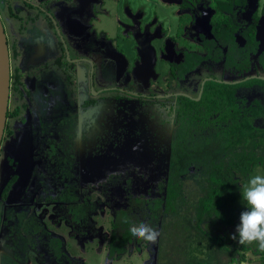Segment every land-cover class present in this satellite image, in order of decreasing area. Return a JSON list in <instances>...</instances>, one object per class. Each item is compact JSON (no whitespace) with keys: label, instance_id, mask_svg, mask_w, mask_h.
<instances>
[{"label":"flooded vegetation","instance_id":"af4514ba","mask_svg":"<svg viewBox=\"0 0 264 264\" xmlns=\"http://www.w3.org/2000/svg\"><path fill=\"white\" fill-rule=\"evenodd\" d=\"M109 1L116 5L120 4V0ZM122 1L128 8V11L126 12L128 17L125 22L128 31L123 34L122 37L123 43L125 44L122 52H125L126 72L128 73L126 77L127 82H121V77L119 75L115 77H118L117 81L131 87H135L133 81L137 82L134 75H141L144 79L147 78L148 81H150V83H148L150 87L145 86L146 83L142 82L137 91L133 88H125L123 86H116L115 84L109 86L96 83L95 62L91 56L92 54L89 55L88 50V53L83 54L84 46L81 43V39H83V35L87 36L89 31H93L95 25L99 26L101 24L99 22V15L93 14L89 20L86 18V32L83 33L84 27L76 21L69 20L66 24L59 22V13L62 9H65L64 6L73 4V0H42L41 3L39 2L40 4L34 3L30 0H21L22 5L27 8V10H25L24 7H22L23 11H25L24 14H26L25 19L14 13V6H11L9 1L6 2V0H0L1 16L5 9L10 12L8 13V21L5 24L7 25L6 30L4 29L10 63V88L7 118L0 150L5 138L14 137L16 138V143L12 148V153H18V155L20 153L21 155L22 153H25L21 158L23 160L18 164V167L14 168L15 170L0 188V232H2L4 238L9 237L10 233L14 234L13 231L18 233L17 237H21L23 234L28 235L31 229L21 231L20 228H25L24 226L26 223L31 225L34 222H42L47 226L44 232L53 239L62 238L61 231H65L63 225H67L70 229V238L76 240L80 245L85 242L83 240L86 239V241H88V238H91L92 240L96 239L101 242H106V244L104 246L102 244V246L108 249L107 244L111 232V224L117 211L126 209L129 206L133 207L132 210L135 212L140 210L142 206L137 202L138 200L141 199L145 200V202L149 201L150 203L159 198L160 191L164 190V185L168 179H171L174 182L176 181V166H178L179 161L181 163L184 162V157L185 155L188 156V154L187 151H178V154L176 155L178 161H175L174 163V160H171L174 157V146L177 145L176 139L182 135L187 126L186 124L192 118V116L184 114L181 115L182 117L178 116V112L185 113L186 111H191L194 114L196 108V112H199L201 108L198 109L194 103H199L203 98V89L206 83L237 84L249 78H259L264 81V72L261 71L257 64L256 55L250 56L249 68L246 71L240 72L237 69L236 64L225 69L224 63L227 47L215 37V34H213V27L215 24L218 27V35H221V28L225 27L227 19L233 25L240 24L241 28H243L252 23L253 14L256 13L259 20L256 25V39L258 41L256 53L257 55L263 54L264 1H262V5L258 7L259 0H245V5L238 7L236 1L214 0V16L207 7L205 0ZM145 1L149 2L146 3ZM151 1L154 3L152 4ZM52 3L57 6L56 11L58 13H56V11L55 13L58 14V17L52 14L53 12L51 13L49 11L48 5ZM159 3L160 7H163L170 12L173 21L165 22L162 18L157 16L154 4L158 6ZM222 5H229L230 11L223 8ZM3 7L5 9H3ZM94 9L98 13L105 12L103 0H98L94 5ZM131 9L135 10V12L131 13ZM31 10H34V14L28 13ZM149 11H152L151 15H148ZM182 16L185 17V22L183 23L184 27L182 28V33L178 38L176 36V30L179 26L178 21L181 20ZM34 26L38 27L37 30L40 29V33L44 36L37 37L32 41L28 38V34ZM241 28L239 30H234L231 34L234 44L239 47H243L246 43L240 35ZM173 30H175L174 34L167 33ZM189 30H193L194 34H189ZM79 34H81L80 39H78ZM187 34L189 37L186 36ZM151 37H153V39H151ZM149 40L150 42L147 44L146 41ZM151 42H154V44ZM185 44H187L188 48ZM22 47L28 48V55L21 67L19 64V58L22 55ZM207 48L211 50V54L215 56V60H202L195 69L188 71L186 74H181V68L185 64L187 56L193 55L194 57L197 56L204 58L207 54ZM163 61H166V63ZM154 67H156L157 73L161 74L160 79H158V74H155L153 71ZM51 74L62 77L61 83L66 82L68 91L71 92L68 107V114L70 117H73L78 111L81 112V115L84 118H86V121H91L92 110L97 109L103 100H105L106 103L115 104L117 102L122 103L123 101L130 102V100H142L150 103L152 107L156 108V110L158 107H161L173 112V124H169L171 127L168 128L159 125L164 136L162 151L164 154L168 155L167 175L160 185L152 188V185L149 186L147 183L144 185V181H137L134 183L136 185L132 187L130 181L124 183L122 180L110 181V183H106V188L97 185L98 189L102 191L101 193L105 198V203L100 199H93L90 192H88V190L95 188L94 185L90 188L87 187V191L85 192L81 190L86 183H81L78 179V175L74 169V166L76 168L75 158L72 161L67 159V154L54 148L53 145L48 148L47 144H49L48 142H51L50 139L55 141L56 138L55 136L50 138L41 130V126H45L44 124L46 123L32 124L29 123L28 120L30 116L32 117L38 113L36 111L37 109L31 105V91L29 87L37 82L36 78L38 75L45 77ZM169 77L173 81H186V89H175L173 91L167 90L164 94H155L154 92L158 90L157 85L159 81H167ZM15 84L17 85V89H15ZM141 85H144V88ZM39 86L42 90L48 89V87L43 85ZM212 91L217 92V88L212 89ZM46 93V95H50L48 91H46ZM12 96L15 98L16 106L10 110ZM234 96L243 100L245 107L253 106L254 102L257 101L264 107V86L254 85L252 87L244 86L239 89L236 88L234 90ZM215 98H217V96ZM61 115L62 117H65L64 113H61ZM62 117L60 116V119ZM42 120L47 122L44 118ZM149 120L152 121L151 117H149ZM63 121V123H65V119H63ZM71 121L72 119L70 122ZM194 121H198V119ZM211 121L212 118L207 123H216L214 120ZM205 122L204 119V123ZM13 123L16 124L15 129L12 126ZM256 123H264V121L259 118ZM148 124L151 126V123ZM32 126L37 127L32 128ZM62 129L63 127L57 126L59 132ZM207 133L208 131H204L202 136H206ZM212 142L215 144L217 143L215 137L211 140V143ZM14 147L16 149L13 152ZM49 149H54V151L47 153ZM57 153L61 154L62 158L59 164L52 165L53 170L52 168H49V165H51L53 158ZM63 153H65V155H63ZM220 153L221 151L219 154ZM7 162L8 164L13 165L12 158L7 159ZM173 163L175 165L174 169L172 168V166H174ZM23 166H25V172H17V169H20ZM59 167H61V173H59ZM50 170H53L58 174L57 180L60 182H62L63 179H70L73 176L77 181L76 186L72 187L65 184L56 194L52 195L54 191L53 188L57 184H53L54 179H52L53 175L50 173ZM49 176H52V178ZM12 178H14L12 184L8 186L6 191H4L7 183H9ZM28 186L34 188V190L31 189L33 193L31 199L28 201L20 200L19 198L21 197L23 190ZM123 191L125 192L124 194L122 193ZM131 191L133 192V195H128V199L130 200L132 198L130 200L132 203H129L130 201L127 200L126 195ZM3 193L5 194L4 196ZM119 193L124 199V205L122 207L115 206V198L110 200V195L114 194L115 197H120L118 195ZM84 194L90 197V202L97 203L96 209L95 212L91 214L89 221L80 228V233H77L78 228H76V234L72 236V226L67 223L66 219L58 218L56 208L63 202H60L57 199L60 197L65 199L70 197L71 200L65 203L77 204L78 199ZM50 198H55V200H50ZM135 204H138V206ZM36 205L53 206L51 207L54 215L48 218V220H51V227L49 221L47 222V219L45 220L42 216L36 213ZM107 209L108 213L111 215V218L109 219L110 223L109 227H107V231H102L95 227V223L103 220L101 225H105L104 216L109 217V214H106ZM161 221H163V218L160 220V224ZM40 236L45 235L42 234L37 236L34 232L32 233L31 240H33L34 246L26 247L25 253H27L28 250L34 251V255L43 257L46 256V254L45 252L40 251V249L44 248L49 256L56 259V253L47 237L46 246L44 244L41 246L37 245L35 239L38 240ZM159 239V243L157 238V242L154 244L160 245L162 236L159 237ZM145 240L143 244L145 243ZM142 245H140L138 249L135 248V246H132L130 252L125 254L122 258L134 255L133 251L141 252ZM172 246H174L173 243L169 245V247ZM27 254L25 255L26 261L24 264H33L31 257H28L30 254ZM71 259L83 264L80 257H74ZM0 264H2L1 260ZM43 264L46 263L44 262Z\"/></svg>","mask_w":264,"mask_h":264},{"label":"rangeland","instance_id":"374dc122","mask_svg":"<svg viewBox=\"0 0 264 264\" xmlns=\"http://www.w3.org/2000/svg\"><path fill=\"white\" fill-rule=\"evenodd\" d=\"M7 1H9L11 6H14L15 14L21 16L23 19L26 18V14H24L25 11L22 9L24 6L21 0H6V2ZM30 1L37 4L42 2V0ZM73 1V4L64 6L65 9H62L59 13L60 23L66 24L69 20L76 21L84 27L83 33H85L86 18L89 20L93 14L99 15V22L101 24L99 26L95 25L93 31H89L88 35H83V39H81V43L84 46H82L84 49L83 54L89 52V55L92 54L91 56L95 62L96 83L109 86L115 84L116 86L133 88L135 91L139 90L140 83L142 82L146 83L145 86L150 87L148 84L150 81H148L147 78L144 79L141 75H134L137 80V82L133 81L135 87L121 83L127 82L126 77L128 75L126 72L125 52H122L125 45L122 37L123 34L128 31L125 26L128 17L126 15L128 8L123 1L120 0V4L116 5L109 0H103L105 12L101 13H98L94 9V5L98 0ZM205 1L207 7L214 16V0ZM262 1L264 0L258 1V7L262 5ZM145 2L148 3L149 1ZM151 3L153 4L154 2L151 1ZM48 6L49 11L51 13L53 12L52 14L58 17V14H56L58 13L56 11L57 6L54 3ZM154 6L156 8L155 12L159 18H162L165 22L173 21L170 12L160 7V3L158 6L155 4ZM3 9L5 8L3 7ZM24 9L27 10L25 7ZM130 11L131 13L135 12L133 9ZM8 13L10 12L5 9L2 18L0 12V19L5 30L7 26L5 24L9 16ZM28 13L34 14V10ZM151 14L152 11H149L148 15ZM184 22L185 17L182 16L181 20L178 21L179 26L176 30V36L178 38L182 33ZM37 29L38 27L34 26L29 32L28 38L30 40L34 41L37 37L44 36L40 33V29ZM174 31L175 30L167 33L174 34ZM189 34H194L193 30H189ZM78 36V39H80L81 34ZM186 36H188V34ZM151 39H153V37H151ZM148 42H150V40L146 41L147 44ZM152 44H154V42ZM185 45L188 48L187 44ZM21 53L19 64L22 67L28 55V48L22 47ZM163 62L166 63V61ZM153 71L155 74L157 73L156 67L153 68ZM157 74L158 79H160L161 74ZM118 75L121 77V82L117 81L118 77H115ZM61 78L62 77L56 76L55 74L45 77L38 75L36 78L37 82L29 87L31 91V105L37 109L36 111L38 113L32 117L30 116L28 120L29 123L32 124L46 123L44 124L45 126H41V130L50 138L53 136L56 138L55 141L50 139L51 142L47 144L48 148L53 145V147L59 149V151L65 152L67 154V159L72 161L75 158L76 168L74 166V169L78 175V179L81 183H86V185L84 184V187L80 189L85 192L87 191V187L90 188L94 185L95 188L88 190V192H90L93 199H100L105 203V198L101 193L102 191L98 189V186L106 188V183H110V181L113 180H122L124 183L130 181L132 187L136 185L134 183L137 181H144V185L147 183L149 186L152 185V188L160 185L167 175L168 155L164 154L162 151L164 136L159 125L162 127H171L169 124L172 123L173 112L161 107H158L156 110L150 103L142 100H130V102L123 101L122 103L117 102L116 104L106 103L105 100H103L97 109L92 110L91 121H86V118L78 111L73 117H70L68 114V107L71 92L68 91L66 82L61 83ZM186 83V81H173L169 77L167 81H159L157 85L158 90L154 93L164 94L167 90H183L186 89ZM39 85L48 87V89L42 90L39 88ZM141 86L143 87L144 85ZM46 91H48L50 95H46ZM14 106H16V102L14 96H12L10 110H12ZM61 113H64L65 117H62ZM183 114L192 116L188 123H204V114L199 113L195 117L191 111H186L185 113L178 112V116ZM60 116L62 117L61 119ZM149 117H151L152 121L149 120ZM43 118L47 122H44L42 120ZM195 118H198V121H194L196 120ZM63 119H65V123H63ZM71 119L72 121L70 122ZM148 123H151V126H149ZM12 126L15 129L16 124L13 123ZM57 126H61L63 129L59 132ZM36 127L37 126H32V128ZM213 138V133L208 132L206 136L204 135L197 138V140L195 139L192 144H189L188 150L186 149L188 156L185 155L184 162L181 163L179 161L178 166H176L177 175L175 178L181 186L180 199L176 206L177 212L175 214L166 215L163 218L162 241L160 245L145 240V243L141 246V252L133 251L134 255L124 257L121 260L108 262L107 249L103 247L106 242L88 238V241L85 239L83 240L85 242L80 245L76 240L70 238V229L67 225H63L65 231H61L62 238L53 239L44 232L47 227L45 223L34 222L31 225L26 223L24 226L25 228H20L21 231L31 229L28 235L23 234V236L17 237L18 233L13 231L14 234L10 233L9 237L4 238L2 232H0V260L2 264H24L26 261L25 255L27 253L30 254L28 257H31L33 264H43L44 262L46 264H58L56 259H53L46 253L44 248L40 249V251L46 254V256L43 257L34 255V251L28 250V252L25 253L26 247L34 246V242L31 240L33 232L37 236L42 234L45 235L40 236L38 240L35 239L37 245L41 246L44 244L46 246V240L48 238L56 254H61L62 252L69 258L80 257L83 264H189V261L192 259V248L197 251V247L199 249L201 247L205 254L210 255V257L207 258V261L211 262L210 264H259L257 256L251 251H243L238 241L231 238L235 234L236 228L225 236V241L229 243L225 245L227 247L226 250H222L218 247V244L209 241L210 237H214L215 235L222 237L225 234L217 223L206 220L200 226L202 230L208 231L210 236L208 237L209 239L202 235V232L195 226L194 209L198 198L202 194L204 172L209 167L210 163L212 161L217 162L220 156L218 143H211ZM15 143L16 138H5L1 146L0 188L15 170L14 168L18 167V164L23 160L21 158L25 155V153H22V155L21 153L19 155L18 153H12V148ZM186 145H188V142H186ZM15 149L14 147L13 152ZM51 151H54V149H49L47 153ZM65 153H63V155H65ZM9 158L13 159V165L8 164L7 159ZM61 158V154L57 153L53 158V162L49 165V168L53 169L52 165L59 164ZM174 167L175 165L172 166L173 169ZM53 170H50L53 178L52 176L49 177L54 179L53 184L57 185L53 188L54 191L52 195L56 194L65 184L72 187L76 186L77 181L73 176L70 179H63V181L60 182L57 180L58 174ZM17 172L24 173L25 166L17 169ZM257 172L264 174V169L260 166H255L251 175H255ZM59 173H61V167H59ZM245 183H241L242 186ZM31 189L34 190L32 186L25 188L19 199L23 201L30 200L33 194ZM122 193L124 194L125 192L123 191ZM118 195L120 196V193ZM128 195L132 196L133 192L131 191L126 195L127 200L130 201L132 198L129 200ZM112 198H115L116 207H122L124 205V199L121 196L115 197L113 194L110 195V200H112ZM129 203L132 202L130 201ZM51 206L52 205H36V210H34L50 223L51 220H48V218L54 215L52 211L53 206ZM234 206L239 209L244 208L241 197L237 199ZM106 214H109V217L104 216L105 225H101L103 220L95 223V227L102 231H107V227H109L110 223L109 219L111 215L108 213V209ZM51 226L52 224L50 223V227ZM229 237L231 240L228 239ZM172 243L174 246L169 247ZM231 257H234L236 261L231 263ZM240 258H243L244 262L239 263Z\"/></svg>","mask_w":264,"mask_h":264},{"label":"trees","instance_id":"16d2710c","mask_svg":"<svg viewBox=\"0 0 264 264\" xmlns=\"http://www.w3.org/2000/svg\"><path fill=\"white\" fill-rule=\"evenodd\" d=\"M236 1L238 7L245 5V0ZM230 11V6L222 5ZM256 13L253 14L252 23L241 28L240 24H232L227 19L225 27L221 28L222 34L218 35L217 25L213 27V34L227 47L225 55V69L231 65L237 66L240 72L249 68V58L256 55V61L261 71L264 72V53L257 55L258 41L256 39V25L258 24ZM241 28L240 35L245 40L243 47L234 44L232 32ZM206 56L200 58L197 56H187L185 64L181 68V74L195 69L202 60H215V56L211 54V50L207 48ZM217 59V57H216ZM264 86V81L259 78H249L237 84H216L209 82L204 85V96L199 103H194L196 107L201 108L199 112L195 109V117L201 113L203 118L208 122L211 118L216 123H187L182 135L176 139L175 150L173 151L174 161L178 151L188 150L189 144L202 136L204 131L212 132L218 147L221 151L218 161H212L204 172L202 194L196 202L194 209L195 226L202 232V235L210 237L208 231L202 230L200 226L207 220L217 223L225 233L222 237L215 235L210 237L209 241L218 244L222 250H226L225 236L232 232L240 223V214L244 210L236 208L234 203L239 199L242 184L245 183L249 176L253 173L255 166L264 169V123H256L261 118L264 121V107L260 102H254L253 106L245 107L244 101L234 96V90L244 86ZM217 88V92L212 89ZM221 88V89H219ZM15 89L17 85L15 84ZM217 96V98H215ZM198 119V118H195ZM211 121V122H212ZM188 142V145H186ZM12 178L7 183L5 190L8 189L13 182ZM164 190L160 191V196L156 200L149 203L145 200H138L141 208L133 211V207H128L117 211L111 224V232L107 244V261L120 260L125 254L130 252L132 246L139 248L145 239L132 235L131 229L141 224L147 225L155 229L157 233L158 243L159 237L162 236V221L167 214H175L177 212V204L180 199L181 186L180 183L168 179L164 185ZM5 194L3 193V196ZM55 198H50V200ZM60 203L56 210L59 219H66L67 223L72 226L71 235L80 233L82 228L88 221L96 209V202H90V197L84 194L78 199L77 204L65 203L71 200L70 197L57 199ZM141 201V202H140ZM138 206V204H135ZM231 240V238H228ZM227 239V240H228ZM155 241V242H157ZM201 244V243H200ZM200 246V245H199ZM243 251H251L259 264H264V253L257 250L255 244L241 245ZM192 259L189 264H210L207 258L210 255L205 254L203 250L197 247V251L192 248ZM196 254V255H194ZM58 264H80L62 252L55 256ZM236 261L231 257L230 262ZM208 262V263H207ZM244 262L243 258L239 259V263ZM215 264V263H214Z\"/></svg>","mask_w":264,"mask_h":264},{"label":"clouds","instance_id":"9594fccd","mask_svg":"<svg viewBox=\"0 0 264 264\" xmlns=\"http://www.w3.org/2000/svg\"><path fill=\"white\" fill-rule=\"evenodd\" d=\"M241 201L244 210L240 214V223L231 237L240 245L257 246L264 253V174L257 172L248 177L241 189ZM132 235L155 243L157 233L147 225H139L131 229Z\"/></svg>","mask_w":264,"mask_h":264},{"label":"water","instance_id":"95a60500","mask_svg":"<svg viewBox=\"0 0 264 264\" xmlns=\"http://www.w3.org/2000/svg\"><path fill=\"white\" fill-rule=\"evenodd\" d=\"M10 88V63L6 34L0 19V144L4 134Z\"/></svg>","mask_w":264,"mask_h":264}]
</instances>
